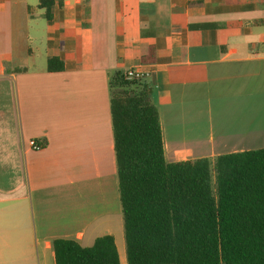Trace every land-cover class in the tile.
<instances>
[{
	"label": "crops",
	"instance_id": "crops-1",
	"mask_svg": "<svg viewBox=\"0 0 264 264\" xmlns=\"http://www.w3.org/2000/svg\"><path fill=\"white\" fill-rule=\"evenodd\" d=\"M53 1L0 0V264L105 235L127 264L109 74H147L168 162L262 149L264 0Z\"/></svg>",
	"mask_w": 264,
	"mask_h": 264
},
{
	"label": "trees",
	"instance_id": "trees-1",
	"mask_svg": "<svg viewBox=\"0 0 264 264\" xmlns=\"http://www.w3.org/2000/svg\"><path fill=\"white\" fill-rule=\"evenodd\" d=\"M53 5L38 0L46 19ZM47 70L61 63L48 59ZM108 93L127 264H264V147L168 162L152 83L114 71ZM52 250L55 264H119L109 235Z\"/></svg>",
	"mask_w": 264,
	"mask_h": 264
},
{
	"label": "built area",
	"instance_id": "built-area-1",
	"mask_svg": "<svg viewBox=\"0 0 264 264\" xmlns=\"http://www.w3.org/2000/svg\"><path fill=\"white\" fill-rule=\"evenodd\" d=\"M124 73H125V78L128 79V80H131V79H142V78H146L147 77V74H145L143 71H141L139 69H129V70H127ZM29 145L34 150H38L39 149V145L34 140L29 141Z\"/></svg>",
	"mask_w": 264,
	"mask_h": 264
},
{
	"label": "rangeland",
	"instance_id": "rangeland-1",
	"mask_svg": "<svg viewBox=\"0 0 264 264\" xmlns=\"http://www.w3.org/2000/svg\"><path fill=\"white\" fill-rule=\"evenodd\" d=\"M123 221V220H122ZM122 225V232H121V238H122V235H123V223L121 224ZM119 239V238H118Z\"/></svg>",
	"mask_w": 264,
	"mask_h": 264
}]
</instances>
